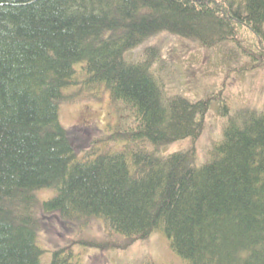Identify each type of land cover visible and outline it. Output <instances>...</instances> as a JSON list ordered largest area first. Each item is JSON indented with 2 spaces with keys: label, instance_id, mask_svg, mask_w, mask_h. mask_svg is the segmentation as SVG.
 Wrapping results in <instances>:
<instances>
[{
  "label": "trees",
  "instance_id": "1",
  "mask_svg": "<svg viewBox=\"0 0 264 264\" xmlns=\"http://www.w3.org/2000/svg\"><path fill=\"white\" fill-rule=\"evenodd\" d=\"M240 28L264 41V0H0V264H44L55 215L103 219L130 244L163 231L182 264H264V112L225 108L206 163L164 156L201 136L213 99L169 95L157 48L138 51L164 32L218 48ZM261 47L248 58L264 69ZM71 88L108 90L131 112L121 149L77 154L60 120ZM51 254L81 264L70 247Z\"/></svg>",
  "mask_w": 264,
  "mask_h": 264
},
{
  "label": "rangeland",
  "instance_id": "2",
  "mask_svg": "<svg viewBox=\"0 0 264 264\" xmlns=\"http://www.w3.org/2000/svg\"><path fill=\"white\" fill-rule=\"evenodd\" d=\"M239 30L237 42L218 48L206 49L199 43L164 32L138 50L141 54L145 48H157L160 60L154 73L169 95H180L191 102L213 99L204 116L201 136L160 147V154L193 151L198 165L206 163L214 147L223 140L229 122L223 116L225 108L231 115L243 109L264 112V69L258 64L256 67L260 68L254 67L248 58L250 53L262 49L261 45L264 47V41L256 40L250 30ZM78 91L68 90L69 98L60 107L61 123L77 154L84 156L95 145L104 151L121 149L134 128L131 112L113 102L108 90ZM102 138L107 144H98ZM50 196H53L50 191L39 194L42 200ZM43 219L39 242L48 252L43 263H47L52 251L70 247L81 264H144L146 260L156 264H182L163 231L130 244L113 234L109 224L100 218L77 224L65 223L58 215Z\"/></svg>",
  "mask_w": 264,
  "mask_h": 264
}]
</instances>
